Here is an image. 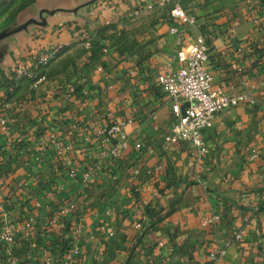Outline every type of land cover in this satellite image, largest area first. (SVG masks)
<instances>
[{
	"label": "crops",
	"instance_id": "1",
	"mask_svg": "<svg viewBox=\"0 0 264 264\" xmlns=\"http://www.w3.org/2000/svg\"><path fill=\"white\" fill-rule=\"evenodd\" d=\"M12 1L16 17L6 31L13 32L0 39V102L9 99L18 127H26L24 144L11 149L12 173L22 176L28 166L35 175L32 184H64L67 167L81 168L83 157L97 158L93 130L103 122L102 112L121 117L126 136H135L138 129L143 142L148 141L144 128L154 125L158 142L161 128L173 117L171 100L156 88L155 78L166 71L176 48V36L169 32L174 5L197 21L196 30L180 27L183 43L193 42L197 34L207 39L213 85L232 94L227 84L233 83V90L254 98L253 104H239L213 117L203 132L209 152L200 162L188 145L158 152L153 142L157 182L140 187L148 188L142 194L146 211L127 220L123 241L100 232L95 210L79 219L78 238L67 229L64 216L37 214L31 235L17 236L14 264H264V0ZM30 19L37 22L18 30ZM78 29L92 35V44L79 39ZM38 48H58L56 58L39 73L33 61ZM248 60L253 63L251 80L240 86L232 63ZM18 67L28 69L30 76L16 79ZM40 74L45 79L34 86ZM11 84L13 92L8 90ZM133 85L141 91L137 106ZM56 120L61 122L60 138L72 150L62 162L48 145L37 164L36 141L55 129ZM97 174L92 173L85 189H93ZM93 200L80 201L93 205ZM214 213L220 220L202 225ZM21 217L12 218L19 224ZM239 229L244 235L237 240ZM72 246H78L79 255L69 260ZM219 247L224 254L210 259L209 252ZM0 264H5L1 250Z\"/></svg>",
	"mask_w": 264,
	"mask_h": 264
},
{
	"label": "rangeland",
	"instance_id": "2",
	"mask_svg": "<svg viewBox=\"0 0 264 264\" xmlns=\"http://www.w3.org/2000/svg\"><path fill=\"white\" fill-rule=\"evenodd\" d=\"M12 4V0H0V33L5 32L9 24L16 17L14 13L16 11V6L12 7ZM240 63L241 62H233L232 64L234 67L232 69L239 75L237 84L241 86L251 80V68L253 63L250 60L243 64ZM225 80L229 81V79ZM155 85L156 88L162 92L156 82ZM227 86L232 88L231 93L234 95L248 93L253 98L252 94L244 90L242 91V89L240 91L233 90V83H228ZM140 92L141 91L136 88V85L131 87L132 96L135 97V99H133V102H136L135 106L138 105L137 97L140 95ZM12 97L13 93L10 99ZM7 101L9 102V99H7ZM27 108L25 109L26 111ZM132 111L136 112L134 110ZM12 112H15L14 109ZM101 116L104 119L103 122L97 124L96 129L93 130L97 137L95 143L97 158L83 157L81 160L82 163H80L82 164V166L80 165L81 168L79 165H75L77 167L76 175L71 176L66 171L63 178L65 179V183H62L60 187H58L57 183L46 188V183L43 182L39 189H29L27 184H23L16 188L15 183L17 182L30 181V183H32V177L35 175L27 171L30 169L28 166L27 168L24 166V174L22 176H15L14 173H12L13 157L11 153L13 152L6 144L0 146V177L6 185L0 189V200L6 203L5 208L12 217L14 215L21 217V215L26 216L32 213L31 202L33 200H38L41 205L34 207V213L39 215L50 213L51 215L64 216L66 222L68 221L67 229L74 238L75 236L78 238L80 234V230H78L80 216L95 210L99 218L97 227H101L100 232L106 233V238L108 239H119L120 242L123 241L122 237L124 235L127 220L138 219L140 216L137 218H134V216L141 215L146 211V207H142L144 202L143 198L145 196L142 194L143 192H147L148 188L142 189L141 191L140 187H143L144 183L149 186H154L156 184L157 177L155 175V170L159 161L158 158H154V156L157 151L160 152L169 149L165 148L164 144L171 133L174 120L172 117V124L169 122L167 126L161 128V135L158 142H156V138L154 139L153 135L154 125L149 124L144 128L143 133L146 135L145 139H148L147 142H143V138L137 129L135 136L129 135L126 137V146L122 148L120 154L111 157L109 156V149L116 141V138L111 137L108 130L113 123L119 122L118 120L121 119V117L111 118L107 116L106 112H102ZM58 124H61V122H54L53 127H55V129L50 132L58 133ZM25 128L26 127L20 126L17 133H27ZM156 133H159V129H157ZM2 135H4V133L0 132V136ZM153 142L156 143L157 151L153 147ZM151 158L154 159L152 160ZM73 163L74 162H71L70 165ZM40 172L37 173L39 179L42 178V172ZM89 172L91 174L90 178L92 177V173L98 172L96 179L94 177L92 180L93 182L95 181V184L91 190H87L83 187L85 184H90V179L86 181L83 180L84 174ZM84 197L86 199L93 198V201H95L94 204H83L80 200ZM140 209H142V211ZM70 258H72V256L68 257L69 260Z\"/></svg>",
	"mask_w": 264,
	"mask_h": 264
},
{
	"label": "built area",
	"instance_id": "3",
	"mask_svg": "<svg viewBox=\"0 0 264 264\" xmlns=\"http://www.w3.org/2000/svg\"><path fill=\"white\" fill-rule=\"evenodd\" d=\"M166 0H158V4H162ZM148 7H151L150 5ZM170 15L175 19V22L169 27V32L176 36V48L173 55L166 63V71L156 75V84L160 90L167 95L171 100V112L174 117V122L171 128V133L167 137L164 144L165 148L170 145H188L191 149L193 158L200 162L201 159L208 154L209 147L203 139V132L211 125L213 117L220 111L228 110L236 107L241 103H253V98L248 93L233 95L227 93L221 87L213 85V77L208 68V53L209 46L206 37L202 34H197L193 42L183 43V32L181 26L196 30L197 21L193 14L183 10L179 5H174L170 9ZM75 26V25H74ZM78 37L87 45L92 44V35L86 30L78 29ZM57 49H42L38 48L33 55L35 71L47 66L57 56ZM176 64V66H175ZM39 73V72H38ZM28 69L18 67L15 78L20 79L24 76H30ZM45 79L43 74L34 82V86ZM14 85L11 84L8 88L9 92H13ZM17 121L13 115L11 105L7 99L0 102V132L4 133L6 146L10 150L16 146L24 144V134L17 133ZM51 131V130H50ZM44 133L41 141H36L39 154L34 157L37 164L43 161V155L46 153L48 145L54 149L55 156L58 161L65 159L66 153L72 150L69 143L63 141L58 133ZM16 132V133H15ZM108 133L111 137H115L116 141L111 146L109 156H117L123 147L126 146V134L122 131V124L113 123ZM12 135H14L12 137ZM12 146V147H11ZM28 148H26L27 150ZM13 154V153H11ZM255 154L251 155V157ZM63 162V161H62ZM76 168L70 166L67 168L69 175H76ZM90 172L84 174L83 180L90 179ZM26 185L29 189H39L37 183L28 182L15 183L18 186ZM60 187L59 184H57ZM0 177V189L5 187ZM5 202L0 200V250L3 251L5 264H14L16 256L14 255V247L17 236L20 233L22 237L27 239L32 232V226L35 222L34 207L41 204L38 200L31 202L32 213L22 216L18 224L17 219H13L12 215L5 208ZM79 219H82V215ZM220 220L219 214H211L204 217L201 221L202 225L215 224ZM80 230V223H78ZM244 235V230L239 229L234 233L235 239H241ZM224 247L215 248L209 252L210 259H216L224 254ZM78 246H72L68 256H78Z\"/></svg>",
	"mask_w": 264,
	"mask_h": 264
},
{
	"label": "water",
	"instance_id": "4",
	"mask_svg": "<svg viewBox=\"0 0 264 264\" xmlns=\"http://www.w3.org/2000/svg\"><path fill=\"white\" fill-rule=\"evenodd\" d=\"M29 22H37V21H35L34 19H30V20L26 21L23 25H21V27H19L18 30L20 28H24ZM11 32H13V31H5V32L0 33V39L9 35Z\"/></svg>",
	"mask_w": 264,
	"mask_h": 264
},
{
	"label": "trees",
	"instance_id": "5",
	"mask_svg": "<svg viewBox=\"0 0 264 264\" xmlns=\"http://www.w3.org/2000/svg\"><path fill=\"white\" fill-rule=\"evenodd\" d=\"M0 146H3V145H5V139H4V136H0Z\"/></svg>",
	"mask_w": 264,
	"mask_h": 264
}]
</instances>
